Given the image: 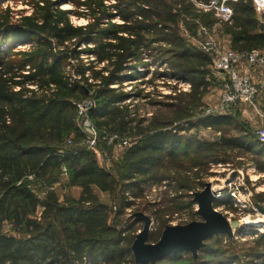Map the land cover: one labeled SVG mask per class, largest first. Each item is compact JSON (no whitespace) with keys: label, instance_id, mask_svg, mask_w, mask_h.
Masks as SVG:
<instances>
[{"label":"trees","instance_id":"16d2710c","mask_svg":"<svg viewBox=\"0 0 264 264\" xmlns=\"http://www.w3.org/2000/svg\"><path fill=\"white\" fill-rule=\"evenodd\" d=\"M65 1L70 8L60 7L64 0H28L32 12L18 19L0 6V264H151L135 262V232L120 218L144 187L174 172L188 188L191 181L180 170L202 173L210 163H228L227 148L258 142L244 127L235 137L223 135L238 126L232 115L195 114L211 85L212 57L183 35L180 23L194 16L212 29L219 22L236 51L264 50V23L252 0L231 2L229 21L207 16L192 0ZM71 15L87 21L75 24ZM152 65L164 67L153 77L190 86L149 113L133 102L141 91L130 92L124 83L146 82ZM87 97L94 101L88 115L99 132L132 138L115 173L98 164L77 125L76 103ZM200 127L221 136L204 140ZM184 155L192 157L183 162ZM62 166L67 184L80 187L79 196L60 200L52 184L43 198L37 195L32 181L52 182ZM257 168L264 172V161ZM94 188L119 193L118 206L101 201ZM180 197V208L193 203ZM255 242L243 253L247 260L220 239L206 242L197 258L172 253L154 264H264V232Z\"/></svg>","mask_w":264,"mask_h":264},{"label":"rangeland","instance_id":"374dc122","mask_svg":"<svg viewBox=\"0 0 264 264\" xmlns=\"http://www.w3.org/2000/svg\"><path fill=\"white\" fill-rule=\"evenodd\" d=\"M27 1L28 0H2L0 6L2 8H8L13 18L18 19L21 16L29 15L32 12L31 5L28 4ZM209 1L210 0H202L200 3L206 4ZM197 2L199 3V1ZM63 5L67 6L65 9L71 7V3L65 0L60 7ZM196 7L202 12L208 14L207 16L218 18L212 10H205L198 5H196ZM71 20L75 24H82L87 21L86 18H77L73 15H71ZM185 22L188 23L186 24ZM185 22L182 21L180 23L183 35L186 37L189 33V35L197 38L198 41L201 40L202 38L200 36L204 34L200 33L202 25L200 19L198 17L190 16ZM193 23L198 24V26L195 24L196 26L194 27ZM220 27L221 24L218 22L214 25V28H207L216 37L219 44H223V36ZM17 47L19 48L20 46L17 45ZM24 47H26V45H24ZM237 67L239 68V66ZM163 68L155 65L150 66V70L144 76V79L149 78L151 82H148L149 80H147L146 82L142 81L139 83H131L133 81H126L124 83L125 89L130 92L138 94V91H141L139 94L141 97L133 102H137V105H139L138 107L144 112L150 113L156 110L160 103H169L171 99H169L167 95H173L178 89L187 90V88H184V86L180 83H176L171 78L152 76L154 69L162 71ZM242 69L251 74L252 79L258 87V92L251 101L233 103L224 109V112L222 113L232 115L235 121L233 123H237L238 125L237 128H235L234 125L227 127L228 129L223 133L226 137H235L240 133L242 134L243 128L241 127L248 129V134L251 135L255 133L257 128L264 125V65L249 66L248 64H244ZM211 75V85L203 96V105L194 110L197 115L206 114L205 109L207 108L212 109L210 112L211 114H222L218 113L219 103L222 98V90L220 86L222 74L212 70ZM224 77L223 74V78ZM92 103L94 106V101H92ZM193 131L195 130L190 131V133ZM197 134L200 138L208 141L218 140L221 136V132L211 127H200ZM97 136L98 140L94 146L95 149H92L96 154L97 162L99 165L111 170L112 173H115L116 167L118 168V163L122 161L123 154L129 146L119 147L114 143H109L104 132L101 133L98 131ZM131 141L132 138L130 139V144ZM86 145L88 146L87 142ZM225 151L229 159L228 163H210L208 169L202 171V173L199 172V174H196V168L187 169L189 171L180 170L179 176L181 178L185 176L191 181V186L188 188L181 185L182 180L176 179L174 172H171V177L169 179L146 185L144 187L143 196L136 198L134 206L126 208L121 214L120 218L122 223H130L129 230L136 234L142 228L143 220L137 218L135 212L142 211L152 220L149 234L155 232L157 236H160V233L164 228L161 225L163 222L167 225L184 224L191 220H199L200 216L196 211L197 203L193 200V193L202 190L206 182H210L213 187L220 186L224 183L225 179L228 180L235 176L233 180H242L243 186L247 185L251 189L252 196H250V205L243 210H238L233 206V208H230L227 204L230 200L226 195L219 198L223 199L221 202L215 204L217 199L214 201V207L217 210L222 212L227 218L239 221L240 226L235 229L234 235L231 237L235 242L231 243L229 238H227L229 237L227 235H219L218 237L214 235L210 240H205V243L207 242L208 244H211L221 239L222 244L226 243L227 247L229 246L231 249L236 250V252L242 255L244 260L249 259L248 256L243 253H247L251 251L252 248H256L257 244L255 239L257 233L264 232V195L258 197V195L264 194V172L257 168L259 160L264 161V141L258 139L256 145L249 149L234 145L231 148H227ZM190 157L192 156L184 155L182 156V161H189L188 158ZM60 172V170L59 172H55L53 181L46 182L45 185L42 183H33L32 181L31 185H33L37 195L43 198L45 191L49 188L48 185L52 184L53 186L51 188H54L60 200L65 198L76 199L80 194V187L68 185V175H63ZM94 191L99 199L107 203L110 207H114V205L118 206L117 198L119 197V193L111 194L101 191L98 188H94ZM181 195H184L182 200L185 201L189 199L190 201H193L191 206L182 208L178 206L179 201H181ZM129 196L131 195L129 194ZM173 197L176 198L168 201L169 198ZM195 211L196 213H193ZM5 229L7 231L9 230V224H6ZM148 239L149 241H154L149 237ZM183 254L184 252H182V255ZM198 256L199 252L197 257ZM187 257L188 256H184L183 260H186ZM206 258L212 259L208 256Z\"/></svg>","mask_w":264,"mask_h":264},{"label":"built area","instance_id":"2783aa9c","mask_svg":"<svg viewBox=\"0 0 264 264\" xmlns=\"http://www.w3.org/2000/svg\"><path fill=\"white\" fill-rule=\"evenodd\" d=\"M192 1L195 6L198 5L205 10H212L221 21H229L233 14L231 2L237 0H210L206 4L200 3L202 0ZM252 2L256 12L264 13V0H252ZM200 33L204 35H201L203 39L199 41L198 46L210 52L212 57L211 70L222 74L220 82L222 98L219 103L218 113L224 112V109L233 103L251 101L257 95L258 87L252 79L251 74L242 69V67L244 64H248L249 66L264 65V50L255 48L248 51H236L228 45L222 44L221 40V44H219L216 37L204 25H201ZM180 84L187 89L190 86L185 81H181ZM92 101L90 97H87L76 103L77 125L85 134L88 148L95 149L94 146L98 140V130L88 115L90 107H93ZM211 111V108L205 109L206 114H211ZM255 135L257 139L264 141V125L256 129ZM105 137L109 143H114L119 147L130 145V138L122 137L118 134H106ZM61 173L67 175L65 166L61 167ZM233 178L225 179L224 183L220 186L211 187L215 191L216 199L226 195L234 208L243 210L251 203L250 196H252V191L247 185L243 186L242 180L236 181Z\"/></svg>","mask_w":264,"mask_h":264},{"label":"water","instance_id":"95a60500","mask_svg":"<svg viewBox=\"0 0 264 264\" xmlns=\"http://www.w3.org/2000/svg\"><path fill=\"white\" fill-rule=\"evenodd\" d=\"M215 191L210 182L203 189L193 193L197 203L199 220H191L184 224H167L155 241H149L151 218L142 211L135 212L137 218L143 220L142 228L135 234L131 243V251L136 263L154 264L172 253L190 252L194 258L205 245V240L214 235L232 237L240 224L237 220L227 218L214 207Z\"/></svg>","mask_w":264,"mask_h":264},{"label":"crops","instance_id":"0c3cea01","mask_svg":"<svg viewBox=\"0 0 264 264\" xmlns=\"http://www.w3.org/2000/svg\"><path fill=\"white\" fill-rule=\"evenodd\" d=\"M255 13H256V17H257L262 23H264V13H260V12H256V11H255ZM186 36H187V38H188L192 43L198 45V43H199L200 40L198 41L197 38H195V37L189 35V33H188ZM222 36H223V43H224L225 45H228V46H229L230 35L227 34V33H224V32H223V33H222ZM200 37L203 39L202 36H200ZM202 39H201V40H202Z\"/></svg>","mask_w":264,"mask_h":264},{"label":"bare ground","instance_id":"6f19581e","mask_svg":"<svg viewBox=\"0 0 264 264\" xmlns=\"http://www.w3.org/2000/svg\"><path fill=\"white\" fill-rule=\"evenodd\" d=\"M62 8H67V6L63 5Z\"/></svg>","mask_w":264,"mask_h":264}]
</instances>
